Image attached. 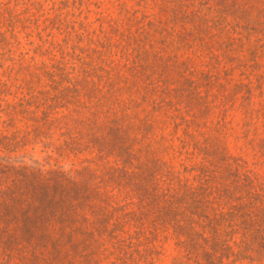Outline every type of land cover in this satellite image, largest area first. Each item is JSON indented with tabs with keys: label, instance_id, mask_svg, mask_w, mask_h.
<instances>
[{
	"label": "rangeland",
	"instance_id": "374dc122",
	"mask_svg": "<svg viewBox=\"0 0 264 264\" xmlns=\"http://www.w3.org/2000/svg\"><path fill=\"white\" fill-rule=\"evenodd\" d=\"M0 264H264V0H0Z\"/></svg>",
	"mask_w": 264,
	"mask_h": 264
}]
</instances>
